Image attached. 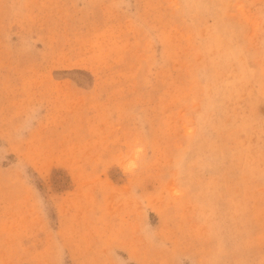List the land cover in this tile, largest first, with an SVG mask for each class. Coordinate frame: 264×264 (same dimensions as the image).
<instances>
[{
	"label": "rangeland",
	"instance_id": "obj_1",
	"mask_svg": "<svg viewBox=\"0 0 264 264\" xmlns=\"http://www.w3.org/2000/svg\"><path fill=\"white\" fill-rule=\"evenodd\" d=\"M0 264H264V0H0Z\"/></svg>",
	"mask_w": 264,
	"mask_h": 264
}]
</instances>
